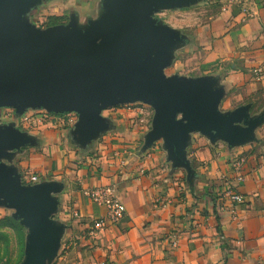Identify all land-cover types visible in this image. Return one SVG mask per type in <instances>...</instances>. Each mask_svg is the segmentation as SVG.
I'll return each instance as SVG.
<instances>
[{"label":"crops","instance_id":"crops-1","mask_svg":"<svg viewBox=\"0 0 264 264\" xmlns=\"http://www.w3.org/2000/svg\"><path fill=\"white\" fill-rule=\"evenodd\" d=\"M199 4L209 16L193 23L172 63L194 74H176L216 77L224 90L223 111L250 104L251 114H260L264 72L258 77L255 70L264 59V0H200L187 9ZM176 22L168 25L189 24L182 18ZM132 106L104 111L112 127L87 148L74 143L75 124L49 122L36 145L16 152L14 165L20 158L41 182L64 185L53 219L65 230L52 264H264V123L254 141L235 147L192 134L191 185L186 170L169 161L162 140L142 151L153 117ZM102 185L116 188L126 213L119 224L95 229L107 208L84 191ZM228 189L245 198L235 206L236 219Z\"/></svg>","mask_w":264,"mask_h":264},{"label":"water","instance_id":"water-1","mask_svg":"<svg viewBox=\"0 0 264 264\" xmlns=\"http://www.w3.org/2000/svg\"><path fill=\"white\" fill-rule=\"evenodd\" d=\"M44 1L0 0V112L14 108L17 117L29 109L74 112L71 137L87 148L112 127L104 111L149 105L154 116L142 151L162 140L169 161L186 170L191 185L192 134L230 147L256 139L264 111L252 115L250 104L223 111L224 90L216 77L166 74L186 36L157 14L200 0H103L102 12L86 25L73 14L68 23L40 28L29 16ZM36 144L31 134L0 121V205L14 209L13 217L28 230L21 264H52L65 230L53 219L64 185L24 184L13 164L16 152Z\"/></svg>","mask_w":264,"mask_h":264},{"label":"rangeland","instance_id":"rangeland-1","mask_svg":"<svg viewBox=\"0 0 264 264\" xmlns=\"http://www.w3.org/2000/svg\"><path fill=\"white\" fill-rule=\"evenodd\" d=\"M101 2L102 0H45L32 11L29 19L32 23L37 24V26L45 27L50 25L53 26V24L68 23L70 21V17L75 14L80 24L86 25L89 20L94 19L100 13ZM204 6L205 5L199 4L196 6L198 9H195L196 7H194L191 10L187 8H181L170 11H161L157 17L165 24H175L177 23V19H184L186 23H189V27L185 26L178 30L185 36H188L190 35V32H193V23L195 21H199V19L202 18H208L210 10L204 11V9H199L203 8ZM177 72L184 74H194V72H187L186 70L183 71L182 69L175 68L172 65L166 70L167 75L176 74ZM132 105L134 108L140 107L143 110H147L152 117L154 116V109L149 105H145L140 102ZM1 111L3 113L2 116L8 112V114L11 116L9 117L11 118L10 123H13L16 127L31 134L35 138H38L43 130L49 129L48 126H46L49 122L44 121L41 123L39 120L40 116H35L36 113H38V115H42L43 112H46L45 110L29 109L26 113L19 117L16 116L14 108H5V110ZM28 113L32 118L30 117L26 120L25 115ZM39 128L41 130H39ZM19 160L20 158L17 162H15L17 164L15 166L18 168V171L24 175L28 174L27 176H29L32 171H27L26 167L24 168V166L20 165ZM5 162L9 164L7 160H5ZM14 213V209L7 208L5 205H0V264H21L25 258L28 230L23 225H21L19 220H16L13 217Z\"/></svg>","mask_w":264,"mask_h":264},{"label":"built area","instance_id":"built-area-1","mask_svg":"<svg viewBox=\"0 0 264 264\" xmlns=\"http://www.w3.org/2000/svg\"><path fill=\"white\" fill-rule=\"evenodd\" d=\"M264 72V59L262 61L261 67L255 70V74L259 77L263 75ZM1 110H5L1 109ZM32 114V113H30ZM3 113L1 111V116L0 120L3 123H7L10 121L11 117L8 112L2 116ZM26 120L30 118L31 116L29 113L25 115ZM35 116H40L39 120L40 122H50V123H55V124H60L62 126L66 127H71L73 126L77 120H78V115L74 112H68L63 115H52L46 112H43L42 115H38L36 113ZM32 118V117H31ZM237 168H239V163L237 164ZM22 175V181L24 184H36L41 182V177L37 174H31L29 176ZM84 194L90 198L94 203L98 205H103L107 208V214L105 217L95 221L94 227L95 229H102L103 227L106 226V223L108 222L110 225H117L121 221H123L126 213V207L122 200L119 198L116 188L112 185H102L99 187H95L93 189H86L84 191ZM226 197L228 200L231 202V205L233 206V209L231 211V214L233 215V218H237V211H236V205L241 204L245 201L244 196L239 193L236 190L233 189H228L226 191Z\"/></svg>","mask_w":264,"mask_h":264},{"label":"trees","instance_id":"trees-1","mask_svg":"<svg viewBox=\"0 0 264 264\" xmlns=\"http://www.w3.org/2000/svg\"><path fill=\"white\" fill-rule=\"evenodd\" d=\"M53 25H58V24H53Z\"/></svg>","mask_w":264,"mask_h":264}]
</instances>
